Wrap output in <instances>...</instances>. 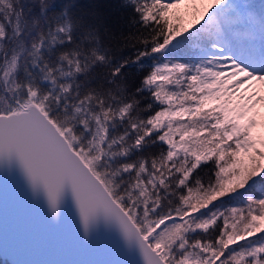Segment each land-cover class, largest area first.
<instances>
[{
	"label": "snow or ice",
	"instance_id": "6c2138e0",
	"mask_svg": "<svg viewBox=\"0 0 264 264\" xmlns=\"http://www.w3.org/2000/svg\"><path fill=\"white\" fill-rule=\"evenodd\" d=\"M120 7L0 0V179L112 264H264V2Z\"/></svg>",
	"mask_w": 264,
	"mask_h": 264
},
{
	"label": "water",
	"instance_id": "95a60500",
	"mask_svg": "<svg viewBox=\"0 0 264 264\" xmlns=\"http://www.w3.org/2000/svg\"><path fill=\"white\" fill-rule=\"evenodd\" d=\"M0 255L10 264H112L121 259L101 240L83 243L69 205L57 224L43 202L33 203L18 183L0 179Z\"/></svg>",
	"mask_w": 264,
	"mask_h": 264
},
{
	"label": "trees",
	"instance_id": "16d2710c",
	"mask_svg": "<svg viewBox=\"0 0 264 264\" xmlns=\"http://www.w3.org/2000/svg\"><path fill=\"white\" fill-rule=\"evenodd\" d=\"M94 11H97L101 16L112 20H120L126 22V18L130 15L128 10L120 7L121 0H87ZM0 264H10L8 260L0 255Z\"/></svg>",
	"mask_w": 264,
	"mask_h": 264
}]
</instances>
